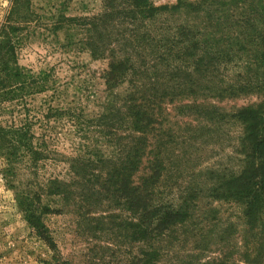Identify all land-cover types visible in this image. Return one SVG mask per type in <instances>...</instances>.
I'll return each instance as SVG.
<instances>
[{
    "label": "trees",
    "instance_id": "obj_1",
    "mask_svg": "<svg viewBox=\"0 0 264 264\" xmlns=\"http://www.w3.org/2000/svg\"><path fill=\"white\" fill-rule=\"evenodd\" d=\"M138 1L132 0V4L140 12ZM18 5L17 0H12V12L0 25V104L42 90L38 83H30L33 81H18V69L12 63L16 28L10 20ZM105 8L103 14L87 19L85 44L92 57H102L107 52V56L113 59L112 43L115 48L129 50L131 47V50L135 48L136 39L131 38L133 42H127V39L112 42L108 22H111L115 7ZM252 18L241 19L247 32L242 35L235 32L227 43L218 29L207 35L201 48L194 43L201 52L200 57L189 64L180 61L171 70L172 78L168 81L172 80L174 84L167 85L162 80L157 81L156 77L141 85L140 90L135 91L138 95L129 94L125 110L130 119L126 146L120 145L117 139L112 140L114 134L109 130L113 127L96 118L93 127L101 138L91 148L85 147L64 160L68 172L66 179L57 176L42 181L38 179L41 162L53 149L44 132L36 135L33 123L27 120L0 123V171L6 182L16 189L15 201L28 227L50 252L46 264H74L62 255L52 230L46 224V216L56 213L72 215L78 234L97 241L89 251L94 254L98 249V257L89 254L84 263L91 260L97 264H174L165 258V254L173 252L172 245L167 243L177 230L184 231L186 242V236L193 230L195 203L200 197L209 202L235 200L243 205L244 226L248 230L259 228L257 233L260 235L257 245L250 251H247L249 240L243 239L242 258L246 264H263L264 102L228 111L210 104L213 100L240 94L264 93V26L257 24L252 27L249 22ZM256 18L261 20L262 15L258 12ZM132 29H124L123 32H131ZM223 45L226 51H233L232 56L251 57L245 76L236 73L226 80L216 70L217 63H208V55L220 53L215 49L221 50ZM127 61L130 59L109 63L103 76L106 84L110 86L123 73L130 81L133 80L129 76L136 71L130 72ZM139 99L147 103L144 105L141 100L138 103ZM165 101L178 102L174 107V118L192 116L193 121L182 123L172 119L169 122L165 116L170 115L165 111ZM197 118L205 119L208 124L200 125ZM164 120L169 125L155 127L154 123L162 124ZM226 121L241 126L235 148L237 169L223 172L188 166L198 160L192 156V148L197 150L206 144L202 137L204 132L213 130L216 122ZM221 126L219 123L218 129ZM197 138L200 143H197ZM98 142L101 143L98 145ZM21 167L32 179H20ZM173 186L176 188L175 196L172 195ZM200 211L201 218L207 219L212 208H201ZM216 220L205 232H199L200 239L194 245L197 252L180 264H193L192 259H196L199 252L207 251L213 239L225 241L224 229L217 228L220 220ZM120 252L123 253L121 258L117 255ZM231 263L230 253L222 251L220 255L197 264Z\"/></svg>",
    "mask_w": 264,
    "mask_h": 264
},
{
    "label": "rangeland",
    "instance_id": "obj_2",
    "mask_svg": "<svg viewBox=\"0 0 264 264\" xmlns=\"http://www.w3.org/2000/svg\"><path fill=\"white\" fill-rule=\"evenodd\" d=\"M17 3L19 5L10 20V24L16 28L13 34L15 53L14 57L11 56L12 63L18 69V81H33L30 83H38L42 90L0 104V123L27 120L33 123L36 135L45 133L53 149L46 153L47 158L41 162L42 166L37 171L41 181L54 176L64 179L68 177L64 160L75 156L85 147L91 148L101 138L93 127L96 118H101L113 127L109 130L114 134L112 140L117 139L120 145L126 146L130 119L125 110L129 94L133 92L138 95L135 91L156 77L157 81L162 80L167 85L174 84L172 80L168 81L172 78L171 70L180 61L189 64L200 57L199 48L213 29L220 30L227 43L235 32L239 35L247 32V27L240 22L244 17H254L249 21L252 27L257 24L264 26V0H139L137 4L140 12L135 10L137 8L133 6L132 0H17ZM112 5L116 10L112 13L111 22H108L112 42L116 39L118 42L125 39L133 42L131 38H135V48L123 50L115 48L116 45L112 43L110 48L114 51L113 59L107 56V52L102 57L94 58L85 44L87 19L103 14L105 7L111 8ZM11 6L12 0H0V25L13 8ZM258 12L262 15L261 20L256 18ZM124 29L132 31L123 32ZM224 48L225 45L221 50L215 49L220 53L208 55V63H217L216 70L226 80L236 73L245 76L251 57L232 56L233 51L228 52ZM126 59H130L126 63L130 72L136 71L133 76H129L133 80L130 81L123 73L110 86L106 84L103 76L109 63ZM140 100L137 102L143 101L144 105L147 103L146 100ZM263 102L264 93L251 92L213 100L210 104L228 111ZM163 105L165 111L170 113L165 114L169 122L172 119L182 123L193 121L192 116L173 117L177 101H165ZM196 120L200 125L208 124L205 119ZM168 121L154 125H169ZM219 123L223 126L220 129ZM219 123H215L213 130L204 132L202 137L206 144L202 148H192V156L198 160L190 162L188 166L223 172L237 169L235 148L241 126L230 121ZM196 141L200 143L199 138ZM190 169L194 172V169ZM19 170H22L20 179L30 178L23 167ZM175 190L173 186V196ZM15 191L0 171V264H46L50 252L28 227L17 207ZM195 205L192 232L186 236L185 242L184 231L177 230L170 243H167L168 246L172 245L173 252L165 254V258L177 264L188 259L197 252L194 245L200 239L199 232H205L219 219L217 228L224 229L225 241L213 239L207 251L199 252L198 257L192 259L193 264L216 257L222 251L230 253L233 261L231 264H246L242 258V241L249 240L247 251H250L257 245L255 243L260 233H257L259 228L248 230L244 226L243 205L235 200L209 202L204 197H200ZM201 208H212L207 219L201 218ZM46 224L52 230L63 256L70 258L74 264L98 263L91 260L83 262L89 254L98 257V249L94 254L89 251V248L97 245V241L85 239L78 234L72 215H48ZM117 255L121 258L123 253Z\"/></svg>",
    "mask_w": 264,
    "mask_h": 264
}]
</instances>
